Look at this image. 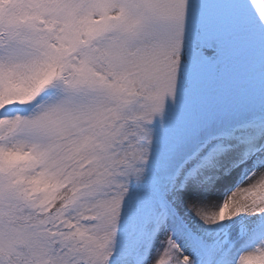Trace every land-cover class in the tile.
Instances as JSON below:
<instances>
[{"label": "snow or ice", "instance_id": "1", "mask_svg": "<svg viewBox=\"0 0 264 264\" xmlns=\"http://www.w3.org/2000/svg\"><path fill=\"white\" fill-rule=\"evenodd\" d=\"M0 264H264V0H0Z\"/></svg>", "mask_w": 264, "mask_h": 264}]
</instances>
